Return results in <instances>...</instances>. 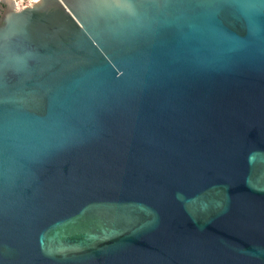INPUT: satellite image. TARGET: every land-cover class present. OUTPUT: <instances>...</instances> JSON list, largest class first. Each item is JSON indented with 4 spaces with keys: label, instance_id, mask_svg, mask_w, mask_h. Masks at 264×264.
I'll use <instances>...</instances> for the list:
<instances>
[{
    "label": "water",
    "instance_id": "95a60500",
    "mask_svg": "<svg viewBox=\"0 0 264 264\" xmlns=\"http://www.w3.org/2000/svg\"><path fill=\"white\" fill-rule=\"evenodd\" d=\"M0 264H264V0H0Z\"/></svg>",
    "mask_w": 264,
    "mask_h": 264
},
{
    "label": "built area",
    "instance_id": "2783aa9c",
    "mask_svg": "<svg viewBox=\"0 0 264 264\" xmlns=\"http://www.w3.org/2000/svg\"><path fill=\"white\" fill-rule=\"evenodd\" d=\"M15 3L16 10L19 11L24 7H29L36 0H13Z\"/></svg>",
    "mask_w": 264,
    "mask_h": 264
}]
</instances>
